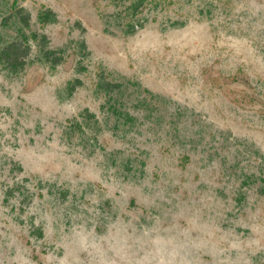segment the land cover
<instances>
[{"label":"rangeland","instance_id":"1","mask_svg":"<svg viewBox=\"0 0 264 264\" xmlns=\"http://www.w3.org/2000/svg\"><path fill=\"white\" fill-rule=\"evenodd\" d=\"M138 1L0 0V264H264V0Z\"/></svg>","mask_w":264,"mask_h":264},{"label":"trees","instance_id":"2","mask_svg":"<svg viewBox=\"0 0 264 264\" xmlns=\"http://www.w3.org/2000/svg\"><path fill=\"white\" fill-rule=\"evenodd\" d=\"M138 2H142V0H139ZM11 46H14V45L13 44L9 45V47H11ZM47 55H49V53H47Z\"/></svg>","mask_w":264,"mask_h":264}]
</instances>
